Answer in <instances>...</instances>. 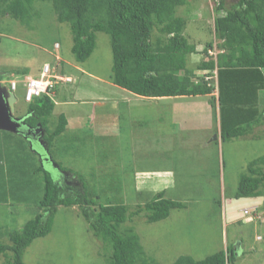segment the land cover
<instances>
[{"label":"rangeland","instance_id":"1","mask_svg":"<svg viewBox=\"0 0 264 264\" xmlns=\"http://www.w3.org/2000/svg\"><path fill=\"white\" fill-rule=\"evenodd\" d=\"M219 1L185 0L176 11L187 20L184 34L198 49L188 57V68L201 77L207 71L196 65L209 59L203 53L207 43L213 42L214 49L209 51L215 52L214 56L220 51V41L215 36V7ZM36 6L40 15L29 23L0 19V68L4 73L0 82L9 87L11 78L39 77L45 63L51 66L52 76L63 75V68L72 74L70 81L55 84L54 90L61 97V93H70V100L75 102L67 108L82 110L85 120H74L81 127L73 125L63 137L54 140V162L78 177L84 176L96 193L103 194V203L106 198L119 199L134 210L137 204L144 205L161 191L167 198L181 202L183 206L173 209L164 220L150 223L141 213L123 224L134 229L146 254L160 264H173L182 255L204 259L230 245L238 252L228 264H264V196H235L248 164L264 155V125L248 136L223 140L210 95L157 100L122 89L111 82L113 55L109 34L97 32L95 50L87 60L78 61L72 51L70 24L57 21L51 2L38 1ZM17 69L26 70V75H18ZM14 93V116L21 117L29 106L24 86L19 84ZM93 102H99L94 112L97 120L87 122ZM260 107L264 108V102ZM59 113L61 106L50 117L51 130L58 124ZM0 137V145L3 137H11L5 143L8 161L10 153L15 159L31 153L27 141L22 140L26 134L0 130ZM22 141L25 148L19 145ZM38 144L44 145L41 141ZM7 158H2L5 171L11 166ZM45 166L58 177L53 162ZM76 175L66 173L64 180L79 187ZM34 190L28 195V191L20 190L24 201L21 197V202L0 204V242L37 213L35 193L41 195L42 191ZM110 254L111 248L93 235L77 206H61L52 230L31 243L24 261L109 264ZM5 263L2 258L0 264Z\"/></svg>","mask_w":264,"mask_h":264},{"label":"trees","instance_id":"2","mask_svg":"<svg viewBox=\"0 0 264 264\" xmlns=\"http://www.w3.org/2000/svg\"><path fill=\"white\" fill-rule=\"evenodd\" d=\"M38 1L51 2L57 21L70 24L72 51L78 61L87 60L95 50L97 32L109 34L113 55L111 82L115 85L149 99L210 95L215 110L218 109L219 133L223 140L248 136L264 125V108L260 107L264 102V0L219 1L215 7L218 13L215 36L219 38L220 51L216 56L215 52L209 54L214 45L212 41L207 43L203 53L209 59L196 65L199 70H208L209 74L202 77L188 68V57L198 49L184 34L187 20L176 14L185 0H0V19L29 23L40 15L36 6ZM12 71L26 75V70ZM3 75L0 68V81L4 79ZM28 78H11L9 88L15 80L18 81L16 89L22 84L26 93L24 82ZM60 82L64 80L58 79L56 86ZM51 92L34 96L29 101L25 99L29 102L28 111L21 116L24 123L31 126L40 124L44 131L42 139L50 154L54 140L63 137L67 127L66 116L60 114L57 126L52 130L49 128L56 105V89L52 95ZM3 138L4 143L0 145L4 146L0 149V204L10 205L20 201L21 197L24 201L20 190L28 191L27 195L32 189L42 193H35L34 200L38 204L35 216L22 228L9 232L0 242V260L5 258V264H25L26 249L36 238L46 236L52 230L59 207L77 206L93 235L111 248L109 264H160L146 254L134 229L123 227V224L141 213L150 223L164 220L173 209L183 206L181 202L167 198L161 191L144 205L137 204L133 208L135 211L119 199L106 198L103 203V194L96 193L84 176L78 177L71 169L66 171L61 164L55 172L57 179L46 163L40 161L38 152L33 149L35 144L31 146V137H22L31 153L25 157L17 156V159L10 153L11 160L8 161L9 149L5 143L11 137ZM19 145L25 148L23 141ZM4 156L11 164L6 171ZM64 171L76 175L80 186L68 183L70 180L67 182L65 177L59 179V174ZM235 196H264V155L248 164L247 173L239 179ZM237 252L235 246L230 245L204 259L182 255L173 264H228L234 261Z\"/></svg>","mask_w":264,"mask_h":264},{"label":"water","instance_id":"3","mask_svg":"<svg viewBox=\"0 0 264 264\" xmlns=\"http://www.w3.org/2000/svg\"><path fill=\"white\" fill-rule=\"evenodd\" d=\"M16 102H17V97L14 94V92L9 90L7 86H4L0 83V130L24 133L23 132L24 119L13 116ZM6 124H10V126H7ZM27 128L29 129V127ZM36 128H37L36 130L42 131L41 136H43L44 131L40 126V124L36 126ZM38 141L44 143L42 148L45 150V153H42L43 151L41 152V150L39 151L43 155L45 154L44 155L45 162L46 163L53 162L54 166H56L59 169V165L53 161V158L49 153L47 144L44 142V140L41 137H39Z\"/></svg>","mask_w":264,"mask_h":264},{"label":"built area","instance_id":"4","mask_svg":"<svg viewBox=\"0 0 264 264\" xmlns=\"http://www.w3.org/2000/svg\"><path fill=\"white\" fill-rule=\"evenodd\" d=\"M212 53V51H211ZM53 77H55V80H53ZM58 79L64 80V81H70L71 77L66 76H52L50 74V66L49 64H46L43 67L42 73L40 77L35 78H28L25 80L24 84L26 86V93H25V99L31 100L34 96H39L43 93H49V91H52L51 94L54 91V85L57 83ZM17 82L15 80H12L11 87L13 89H16ZM245 213H247L245 211Z\"/></svg>","mask_w":264,"mask_h":264},{"label":"crops","instance_id":"5","mask_svg":"<svg viewBox=\"0 0 264 264\" xmlns=\"http://www.w3.org/2000/svg\"><path fill=\"white\" fill-rule=\"evenodd\" d=\"M63 70H65V72H64L63 75L68 74V76L66 75L67 77H72L71 76L72 74L70 72H67L66 71L67 70L66 68H63ZM61 95H62V97L60 96L59 91L56 89V97H58V100L55 101L56 105H55L54 110L56 108H59V106H61V113H59V115L60 114H63L67 118L66 131L68 130V128H71L73 125H75L77 127H81L79 124H77V122L82 123V121L85 120V119L83 120L84 117L82 115V113H83L82 110L81 111H79V110H75V111L74 110L73 111L72 110H69L67 108V106L73 104L75 101L70 100V98H69L70 97V93H63V94L61 93ZM64 96H66V98ZM183 97H187V96H178V97H174V98H183ZM170 98H172V97H170ZM162 99H166V98H158L157 100H162ZM98 103L97 102L96 103H94V102L92 103L93 104V107H92V110L93 111L90 112V114H89L90 119H87V122L90 121V120H93V121L94 120H97V117L94 115V112H96V110H97ZM83 104H86V103L83 102ZM81 105H82V102H81ZM217 112H218V109H217ZM97 114H98V112H97ZM74 120H76L77 122H73ZM218 120H219V116H218ZM215 122H217V118H216V121ZM219 126H220V124H219ZM159 187H160V185L157 184L156 185V188H159Z\"/></svg>","mask_w":264,"mask_h":264},{"label":"flooded vegetation","instance_id":"6","mask_svg":"<svg viewBox=\"0 0 264 264\" xmlns=\"http://www.w3.org/2000/svg\"><path fill=\"white\" fill-rule=\"evenodd\" d=\"M18 118V117H17ZM21 118V117H20ZM24 125V127H23V132L26 134V137H32V139L34 140H36V145L34 146L35 148H34V151L36 150L37 152H38V155H39V158H40V161L41 162H45L44 161V159H45V154L43 155L42 153H45V150L42 148V147H40L41 145L40 144H38V139H39V137H43V136H41V133H42V131H40V130H36L37 128H36V126L34 127V126H31V125H29L28 123H24L23 124ZM25 126H26V128H25ZM27 127H29V129L27 128ZM41 132V133H40ZM22 133V132H21ZM35 141H33V142H31V145L33 146L35 143H34ZM39 150H41V152L42 153H40V151ZM65 171H64V173L62 174H59L60 175V177H59V179H63V177H65Z\"/></svg>","mask_w":264,"mask_h":264},{"label":"clouds","instance_id":"7","mask_svg":"<svg viewBox=\"0 0 264 264\" xmlns=\"http://www.w3.org/2000/svg\"><path fill=\"white\" fill-rule=\"evenodd\" d=\"M56 44L59 45L58 43H56ZM211 51H212V50H210L209 53H210L211 55H214V52L212 51V53H211ZM205 74H206V75L209 74L208 70H207V72L204 73V75H205ZM216 75H217V70H215V76H216ZM58 76H66V75L58 74ZM39 77H40V76H39ZM66 77H67V76H66ZM71 79H72V78H71ZM64 82H68V81H64ZM0 83H1V82H0ZM1 84H2V83H1ZM2 85H3V84H2ZM4 86H5V85H4ZM8 89L11 90L12 92H14V90H15V89H13L12 87H11V89L8 87ZM216 91H217V90H216ZM53 93H55V90L53 91ZM14 94H15V93H14ZM215 94H216V93H215ZM51 95H52V94H51ZM216 95H217V94H216Z\"/></svg>","mask_w":264,"mask_h":264},{"label":"bare ground","instance_id":"8","mask_svg":"<svg viewBox=\"0 0 264 264\" xmlns=\"http://www.w3.org/2000/svg\"><path fill=\"white\" fill-rule=\"evenodd\" d=\"M7 126H10V124H6Z\"/></svg>","mask_w":264,"mask_h":264}]
</instances>
